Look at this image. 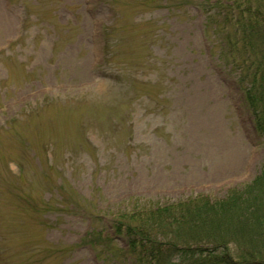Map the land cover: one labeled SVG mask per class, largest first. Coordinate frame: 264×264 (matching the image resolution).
Wrapping results in <instances>:
<instances>
[{"label": "rangeland", "instance_id": "obj_1", "mask_svg": "<svg viewBox=\"0 0 264 264\" xmlns=\"http://www.w3.org/2000/svg\"><path fill=\"white\" fill-rule=\"evenodd\" d=\"M11 1L0 0V264H103L105 249L118 264L122 239L96 247L91 234L130 200L214 204L260 174L245 84L214 55L198 0Z\"/></svg>", "mask_w": 264, "mask_h": 264}, {"label": "trees", "instance_id": "obj_2", "mask_svg": "<svg viewBox=\"0 0 264 264\" xmlns=\"http://www.w3.org/2000/svg\"><path fill=\"white\" fill-rule=\"evenodd\" d=\"M202 7L207 28L240 73L255 129L264 137V0H215ZM152 206L135 204L115 219L133 264H264V163L227 200L210 204L200 195Z\"/></svg>", "mask_w": 264, "mask_h": 264}]
</instances>
